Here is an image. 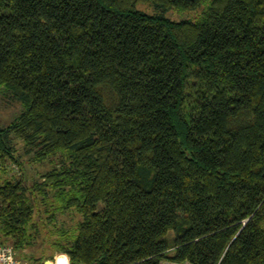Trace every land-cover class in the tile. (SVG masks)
Wrapping results in <instances>:
<instances>
[{
	"label": "trees",
	"instance_id": "1",
	"mask_svg": "<svg viewBox=\"0 0 264 264\" xmlns=\"http://www.w3.org/2000/svg\"><path fill=\"white\" fill-rule=\"evenodd\" d=\"M202 1L0 0V83L26 106L0 125L15 248L44 207L81 215L53 243L71 264H264V0L166 16Z\"/></svg>",
	"mask_w": 264,
	"mask_h": 264
},
{
	"label": "rangeland",
	"instance_id": "2",
	"mask_svg": "<svg viewBox=\"0 0 264 264\" xmlns=\"http://www.w3.org/2000/svg\"><path fill=\"white\" fill-rule=\"evenodd\" d=\"M211 0H203L201 5L196 9L186 8H172L166 12V16L172 20H198L203 15L204 11L208 7ZM140 10L146 11L147 13H153V6L147 2H142L138 5ZM26 106L22 101L16 100L6 86L0 83V125H7L15 120L24 110ZM24 143L19 141L18 153L24 152ZM52 164H32L27 172L28 183L31 184L33 178L38 177L39 173L46 169L51 168ZM18 171V169L16 168ZM20 172H17V174ZM81 219L80 214H75L72 210L69 213H58L56 220L50 223L47 219V213L44 207H36V211L33 215V221L36 224V228L32 229L33 235H36L34 243L26 245L23 248H16L18 257L22 261H27L30 264H56L57 259H61V264H71L70 257L67 253L60 251L53 244L56 240L61 238L58 232V228L75 227L77 221ZM37 233V234H36ZM38 235V236H37ZM11 244V239H5V236L0 232V245ZM14 246V245H13ZM164 264H178L173 262H163ZM187 264V263H186Z\"/></svg>",
	"mask_w": 264,
	"mask_h": 264
},
{
	"label": "built area",
	"instance_id": "3",
	"mask_svg": "<svg viewBox=\"0 0 264 264\" xmlns=\"http://www.w3.org/2000/svg\"><path fill=\"white\" fill-rule=\"evenodd\" d=\"M61 259H57L56 264L60 263ZM0 264H30L27 261H22L18 257L16 248L11 244L0 245Z\"/></svg>",
	"mask_w": 264,
	"mask_h": 264
}]
</instances>
